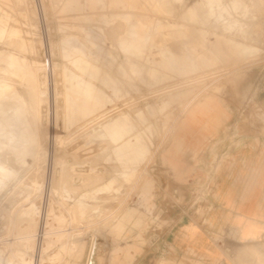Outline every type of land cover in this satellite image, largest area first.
<instances>
[{
  "label": "rangeland",
  "instance_id": "1",
  "mask_svg": "<svg viewBox=\"0 0 264 264\" xmlns=\"http://www.w3.org/2000/svg\"><path fill=\"white\" fill-rule=\"evenodd\" d=\"M229 1L208 17L207 0H0V67L14 69L0 68V79L27 112L33 90L30 75L15 76L22 64L34 67L44 92L36 129L30 122L39 158L23 164L8 147L0 152L10 175L0 186V264H105L108 252L109 261L118 255L132 264L177 219L205 216L214 177L201 171L214 165L187 147L188 137L196 138L188 128L204 119L209 127L264 124V0H242L245 9L237 10ZM194 5L202 9L189 20ZM157 21L172 25L158 30ZM136 22L149 24L144 41L131 31ZM120 40L139 44V55ZM87 63L100 79L85 74ZM90 81L102 100L86 88ZM205 125L196 131L204 134ZM181 134L186 141L175 151ZM136 138L146 153L135 159L122 148ZM236 168L230 163L229 173ZM243 170L264 173V159L237 168ZM42 230L55 233L22 239Z\"/></svg>",
  "mask_w": 264,
  "mask_h": 264
},
{
  "label": "crops",
  "instance_id": "2",
  "mask_svg": "<svg viewBox=\"0 0 264 264\" xmlns=\"http://www.w3.org/2000/svg\"><path fill=\"white\" fill-rule=\"evenodd\" d=\"M221 5V0H207L206 15L213 16ZM228 5L236 10L245 9L242 0H230ZM201 9L199 5H194L186 11L185 17L194 20L197 11ZM148 25L136 22L131 25V31L140 41H144L147 36H140L148 30ZM169 25L157 21L156 29H168ZM118 44L125 51L139 55V44L133 41L125 43L123 40L118 41ZM160 55L162 58L169 56L165 50ZM86 65L90 66L85 69L90 80L100 79L99 69L91 63ZM87 83L86 88L92 91L93 97L102 100L101 91L91 81ZM99 102L101 101L97 104ZM202 123L206 124L204 134L196 131ZM207 124L208 120L204 119L188 128L196 138L188 137L187 146L198 151L203 161H211L214 165L211 170L201 171L209 173L207 179L214 177L205 216L202 219L188 216L177 219L162 234L155 235L150 240L149 248L137 254L132 264H254L255 257H264V173L237 171L243 163L264 159V124L234 121H220L213 127ZM260 131H263L262 135ZM119 135L123 137L122 131ZM204 136L208 137L205 143L202 138ZM138 140L136 138V143L129 140L123 144L125 148H122L130 149L135 159L138 153L142 156L146 153V148L139 145ZM228 161V166L224 169L223 162ZM230 163L236 165V173H229ZM214 173L220 174L217 176ZM216 195H219L218 198L214 197ZM209 208L213 211H209ZM132 211L137 212L135 209ZM139 216L138 221L143 224V217ZM110 253L106 255L105 264H125L118 255L109 261Z\"/></svg>",
  "mask_w": 264,
  "mask_h": 264
},
{
  "label": "bare ground",
  "instance_id": "3",
  "mask_svg": "<svg viewBox=\"0 0 264 264\" xmlns=\"http://www.w3.org/2000/svg\"><path fill=\"white\" fill-rule=\"evenodd\" d=\"M119 1V0H118ZM56 2V1H55ZM57 3V2H56ZM121 3V2H120ZM69 6V5H68ZM92 7V6H91ZM170 24V23H169ZM168 24V25H169ZM163 25V24H162ZM35 26V24H34ZM37 26V25H36ZM31 30L33 29V26H31ZM163 27V26H162ZM172 27V26H171ZM37 28V27H35ZM168 28V27H167ZM165 29V28H164ZM34 32H36L34 30ZM34 34V33H32ZM36 34V33H35ZM37 35V34H36ZM34 35V36H36ZM145 39V38H144ZM33 43V42H32ZM31 43V44H32ZM34 46H30V49H32ZM236 50L239 53H246L247 49L242 46H235ZM36 50V49H35ZM1 58V57H0ZM5 57H2L4 59ZM1 61V60H0ZM2 62V61H1ZM5 63V61H4ZM43 64H35L36 69L42 68ZM1 68V67H0ZM46 68V67H44ZM51 68V67H50ZM2 72L4 74L6 73H13V70L7 69L6 67L1 68ZM54 70V69H53ZM53 70L49 71L50 73L53 72ZM39 71V70H38ZM47 72V70H46ZM48 72V73H49ZM1 73V72H0ZM16 73V72H14ZM18 74V73H17ZM37 72H35L34 67L29 66L28 64H22L20 74L15 75L18 76L21 75H30V82L29 85H31L32 92L31 93V101L29 103L31 112L25 109L26 103L22 101V99L17 95V93L13 92L11 90V86L7 82V79H0V152L3 149H6L7 147L10 149V151L14 154L13 156L16 157L18 161L21 163H25V157L29 156L32 158H39V151H40V145L38 143V138L36 133L35 126V120L37 119V110L39 109V105L41 102L42 96L44 95V92L39 90L40 86L38 84V77ZM47 74V73H46ZM55 75V72H54ZM46 76V75H45ZM53 76V75H52ZM60 76V75H59ZM7 77V76H6ZM27 78V76H26ZM29 79V78H28ZM47 79V77H46ZM27 80V79H25ZM40 80V79H39ZM51 80V79H50ZM46 81V80H45ZM41 82V81H40ZM49 82V81H48ZM46 83V82H44ZM53 83V82H52ZM55 84V81H54ZM53 84V85H54ZM50 82V86H51ZM28 86V85H27ZM56 86V85H55ZM26 87V86H25ZM30 87V86H29ZM47 87V86H46ZM49 89V88H48ZM54 89V88H52ZM31 90V89H30ZM56 90V89H54ZM27 91V90H26ZM47 91V90H46ZM28 92V91H27ZM53 92V91H52ZM47 93V92H46ZM29 94V93H28ZM191 101L188 102V105ZM187 107V105H186ZM49 114V113H48ZM55 116V115H54ZM52 118V117H51ZM53 119V118H52ZM55 120V118H54ZM51 121V120H50ZM30 122H34L33 128L35 130V133L30 128ZM37 123V122H36ZM50 123V122H49ZM53 122L51 121V124ZM32 125V124H31ZM54 125V124H53ZM55 128V127H54ZM112 130V129H111ZM115 132V131H114ZM55 136V135H54ZM103 136L105 134L103 133ZM53 137V136H52ZM139 141V140H138ZM186 141V135L181 134L176 138L174 141V147L173 150H178ZM131 145V144H130ZM134 145V144H133ZM98 148V147H96ZM136 148V147H135ZM135 148L133 150H135ZM146 148V147H145ZM121 149V147H120ZM142 149V148H141ZM96 150V149H95ZM97 151V150H96ZM136 151V150H135ZM138 152V151H137ZM130 154V153H129ZM141 154V153H140ZM146 156V155H145ZM7 159V158H6ZM35 159V160H36ZM57 160V159H56ZM58 161V160H57ZM19 162V163H20ZM54 162V161H50ZM63 162V161H62ZM18 163V164H19ZM20 163V164H21ZM73 164V163H72ZM49 165V164H48ZM53 166V165H52ZM21 167V166H20ZM61 167V166H60ZM11 169V168H10ZM13 169V168H12ZM53 170V169H52ZM51 170V171H52ZM65 174V173H64ZM10 175L7 173V165H5V162H0V186L2 184H5L7 182V177ZM12 177V176H11ZM51 178V176H50ZM68 178V177H67ZM48 179V178H47ZM63 180V179H62ZM88 182V181H87ZM58 184V183H57ZM47 185V184H46ZM107 186H109L107 184ZM30 188V187H29ZM34 188V187H33ZM48 190V189H47ZM106 190V189H105ZM27 191V190H26ZM29 192V191H28ZM14 194V193H13ZM47 205H50L49 203ZM46 207V206H45ZM48 207V206H47ZM5 209V208H4ZM43 209V208H42ZM45 209V208H44ZM5 213V211H4ZM7 213V212H6ZM45 213V212H44ZM41 214V213H40ZM43 214V213H42ZM47 214H49V209L47 210ZM46 214V215H47ZM45 215V217H46ZM16 217V216H15ZM45 217L43 218L45 220ZM33 226V225H32ZM41 226V225H40ZM34 230V229H33ZM68 230V229H66ZM67 232V231H65ZM55 233L54 230H42V231H36L34 233L27 232L22 239L26 242H32L36 240H42L43 238H49L51 235ZM61 233V232H60ZM62 236V235H61ZM58 237V236H57ZM53 240V239H52ZM8 242V241H7ZM35 244V243H34ZM36 245V244H35ZM47 245H49L47 243ZM64 245V244H63ZM91 245V244H90ZM6 248V247H5ZM13 248V247H12ZM37 250L36 254L33 256V261L36 262V258L39 256L37 255L38 252L41 250V241L40 244H37V247H35ZM90 250V249H89ZM89 252V251H88ZM87 259V258H86ZM33 262V263H34ZM87 262V261H86Z\"/></svg>",
  "mask_w": 264,
  "mask_h": 264
}]
</instances>
